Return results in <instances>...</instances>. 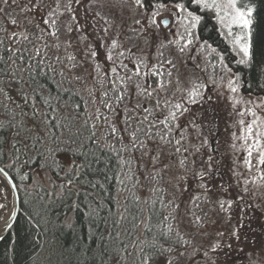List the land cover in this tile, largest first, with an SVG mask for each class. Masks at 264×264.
<instances>
[{
	"label": "trees",
	"instance_id": "trees-1",
	"mask_svg": "<svg viewBox=\"0 0 264 264\" xmlns=\"http://www.w3.org/2000/svg\"><path fill=\"white\" fill-rule=\"evenodd\" d=\"M44 1L0 0V165L20 198L0 240V264H190L184 252L195 238L178 225L177 189L167 178L173 167L194 175L188 184L202 185L196 169L203 167L217 186L220 130L212 107L195 138L185 126L189 111L201 115L209 81L223 66L206 43L201 50L191 41L186 51L182 43L145 35L148 25L154 28L148 14L180 4L182 14L185 5L200 19L191 34L211 38L207 7H191L190 0H86L98 28L81 23L86 31L75 35L80 21L71 0ZM116 5L126 6L132 24L148 23L146 33L113 30ZM237 7L253 10L239 75L245 94L264 97V0H237ZM198 150L212 160L204 162ZM37 170L48 185L36 179ZM207 195L184 209L193 230L213 208Z\"/></svg>",
	"mask_w": 264,
	"mask_h": 264
},
{
	"label": "rangeland",
	"instance_id": "rangeland-1",
	"mask_svg": "<svg viewBox=\"0 0 264 264\" xmlns=\"http://www.w3.org/2000/svg\"><path fill=\"white\" fill-rule=\"evenodd\" d=\"M53 1L46 0L44 3L45 5H53ZM71 2L78 17L75 20L76 22L80 21L79 25L73 27L75 35L86 31L81 23H85L87 26L91 25L89 30L96 32L98 26H92V18H89L91 6L88 2L86 0H71ZM207 3V11L206 8L199 10H204L211 17V24H209L212 32L211 38H204L205 35L202 34L203 36H201L199 33L192 35L190 29L200 19H197V15L190 12L185 5L184 14H182L175 4L160 7L156 14H148L152 17L149 19L154 21V28H151L146 22L144 26L142 24L140 26V21L138 23L136 20L135 25L132 24L133 21L130 19L132 17L127 16L130 11L126 9V6L116 5L117 18L112 29L119 28L123 34L130 29H135L136 32L145 34L144 30L146 31L145 27L148 25L150 31L145 35L146 39L153 37L154 41L160 38L161 43L167 41L175 44L179 42L186 48V51H188V44L191 41L194 43L191 48L194 46L198 48L199 46L201 50H203L202 44L206 43L208 49L213 50V56L220 60L218 64L223 66L222 70L216 67L218 64L215 65L218 76L214 75L215 80L210 79L209 81V94L203 99L204 103L200 104L203 105L201 115L195 113L194 116L189 111L186 114L189 124L185 126L187 135L190 129L191 135L195 138V132L198 128L196 125L201 126L204 121L210 119L207 109L212 107L214 114L210 117L220 130L217 132L219 138L217 139L218 145H216L220 154L219 157H221L215 174L218 184L215 186V183H210L207 180L210 174L203 167L199 171L195 167L198 179L205 176L202 185L199 181L193 185L188 184L190 179L195 178L194 175L190 178L189 172L184 173V170H176L174 173L173 167L170 168L172 172L169 173L167 179L170 187L177 189L180 209L177 216L178 225L184 228V232L191 242L195 238L193 244L184 252L187 251L188 263L264 264L263 232L255 231L254 228L249 231L248 227L244 225L247 210H243L246 202L251 208L260 207L261 204L257 203H261L260 198L264 196V164L259 163L261 153H264V97L255 93L251 94L252 92L245 94V91L241 90L242 86L248 87L247 84H242L239 75L245 64V56L240 48L247 40L248 29H244L233 21L232 9L227 6L228 0H207ZM191 5V7H197L196 4L194 6L191 3ZM161 18L168 19L169 24L166 28L161 26ZM180 32H184L185 40L183 42L180 41ZM193 36H196V39L192 40ZM215 36L220 37L224 42L227 47L225 50L218 48L217 43L211 41L212 39L215 40ZM137 42L139 43V41ZM206 46L204 45L205 48ZM226 52L229 53V57L233 59L235 64L228 61V56L224 54ZM85 57H87L86 54ZM227 63L230 66H227ZM201 117L204 118L203 121ZM248 125L252 126V133L248 132ZM189 140L191 141V138ZM198 140L197 138L192 143L198 145ZM257 140H259V146L256 145ZM200 151L199 156L204 157V162L208 163L212 160L206 150ZM218 151L213 152L215 158L218 156ZM249 151H251V155H254L252 165L246 162L251 159V156L248 155ZM35 175L40 183L48 185L46 175L43 172L37 170ZM218 177H221L220 180L223 181H219ZM187 187L188 190L185 192ZM200 193L209 194L206 196V200L208 203L210 202L213 208L211 209L210 206V209H207L210 211L209 216L203 222L202 227L193 230L189 226L188 214L184 212V209L186 211L188 205L192 201L194 202ZM10 207L9 189L0 178V223L7 217ZM192 256L194 257L193 261L191 260Z\"/></svg>",
	"mask_w": 264,
	"mask_h": 264
},
{
	"label": "snow or ice",
	"instance_id": "snow-or-ice-1",
	"mask_svg": "<svg viewBox=\"0 0 264 264\" xmlns=\"http://www.w3.org/2000/svg\"><path fill=\"white\" fill-rule=\"evenodd\" d=\"M142 0H137V3H141ZM175 2V0H174ZM191 3L200 5L202 4L204 7H208V3L207 0H190ZM230 9H232V13H233V21L237 24L242 26L244 29H248L249 26L252 24V15H253V10L251 7L247 8V10H243L242 8H238L237 7V0H228V5H227ZM178 10H182L183 9V5L177 4L176 5ZM198 19V18H197ZM45 23H47V21H45ZM139 23V21H138ZM166 23V22H165ZM240 50L243 52L245 57L249 56V45L247 43V41L245 40V42L241 45ZM115 71V70H114ZM139 70L137 69V72ZM233 91H235V89H233ZM150 95V93H149ZM253 129L251 125H248V132L252 133ZM256 145L259 146V140H257ZM251 151H249L248 155L249 157L251 156ZM248 163H250V161H246ZM260 164H264V153H261V159L259 160Z\"/></svg>",
	"mask_w": 264,
	"mask_h": 264
},
{
	"label": "water",
	"instance_id": "water-1",
	"mask_svg": "<svg viewBox=\"0 0 264 264\" xmlns=\"http://www.w3.org/2000/svg\"><path fill=\"white\" fill-rule=\"evenodd\" d=\"M166 22V23H165ZM160 24L163 28H166L169 24L167 18H161ZM0 178L7 185L10 197H11V207L7 217L0 223V240L6 235L9 229L14 224L20 209V198L17 186L10 176V174L0 165ZM5 221V222H4ZM4 222V223H3ZM3 226V227H2ZM2 227V228H1Z\"/></svg>",
	"mask_w": 264,
	"mask_h": 264
},
{
	"label": "flooded vegetation",
	"instance_id": "flooded-vegetation-1",
	"mask_svg": "<svg viewBox=\"0 0 264 264\" xmlns=\"http://www.w3.org/2000/svg\"><path fill=\"white\" fill-rule=\"evenodd\" d=\"M226 56H228V61L230 63H234L235 62L233 61V59L231 57H229V53H224ZM227 66H230L228 63H227ZM232 68V67H231ZM233 69V68H232ZM242 84L243 81H242ZM246 87L242 86V91H244ZM264 188V187H263ZM261 199V203H257V204H261L260 207H254V208H251L250 206H248V203L246 202L244 205V208L243 210H247L246 213V220L244 219V225L248 227L249 231H252L253 228L255 231H260V232H263V235H264V196L260 198Z\"/></svg>",
	"mask_w": 264,
	"mask_h": 264
},
{
	"label": "bare ground",
	"instance_id": "bare-ground-1",
	"mask_svg": "<svg viewBox=\"0 0 264 264\" xmlns=\"http://www.w3.org/2000/svg\"><path fill=\"white\" fill-rule=\"evenodd\" d=\"M224 47L227 48L226 45H224ZM4 222H5V221H4ZM4 222H3V223H4ZM2 227H3V226H2ZM2 227H1V228H2ZM0 231H1V229H0Z\"/></svg>",
	"mask_w": 264,
	"mask_h": 264
}]
</instances>
